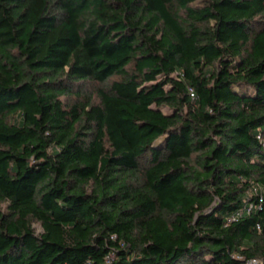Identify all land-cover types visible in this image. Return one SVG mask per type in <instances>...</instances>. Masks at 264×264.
<instances>
[{
    "label": "trees",
    "instance_id": "trees-1",
    "mask_svg": "<svg viewBox=\"0 0 264 264\" xmlns=\"http://www.w3.org/2000/svg\"><path fill=\"white\" fill-rule=\"evenodd\" d=\"M252 257L264 0H0V264Z\"/></svg>",
    "mask_w": 264,
    "mask_h": 264
},
{
    "label": "rangeland",
    "instance_id": "rangeland-1",
    "mask_svg": "<svg viewBox=\"0 0 264 264\" xmlns=\"http://www.w3.org/2000/svg\"><path fill=\"white\" fill-rule=\"evenodd\" d=\"M114 78H116V77H114ZM81 86H83L85 93H88L94 99H97L96 90L98 87L102 86V83H97V82H93V81H85L81 84ZM33 225L36 228V232L41 231V228L39 227V225L37 223H34Z\"/></svg>",
    "mask_w": 264,
    "mask_h": 264
},
{
    "label": "built area",
    "instance_id": "built-area-1",
    "mask_svg": "<svg viewBox=\"0 0 264 264\" xmlns=\"http://www.w3.org/2000/svg\"><path fill=\"white\" fill-rule=\"evenodd\" d=\"M191 95H192V93H191ZM239 213L240 212L237 211L235 216H237ZM259 263H260V259L257 257H252V258H249V259L244 261V264H259Z\"/></svg>",
    "mask_w": 264,
    "mask_h": 264
}]
</instances>
